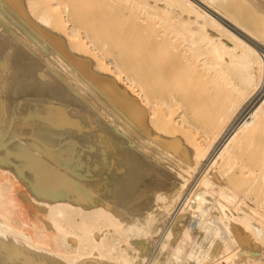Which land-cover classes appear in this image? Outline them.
I'll return each mask as SVG.
<instances>
[{
  "label": "bare ground",
  "instance_id": "1",
  "mask_svg": "<svg viewBox=\"0 0 264 264\" xmlns=\"http://www.w3.org/2000/svg\"><path fill=\"white\" fill-rule=\"evenodd\" d=\"M105 1L0 0V264H264V0Z\"/></svg>",
  "mask_w": 264,
  "mask_h": 264
},
{
  "label": "rangeland",
  "instance_id": "2",
  "mask_svg": "<svg viewBox=\"0 0 264 264\" xmlns=\"http://www.w3.org/2000/svg\"><path fill=\"white\" fill-rule=\"evenodd\" d=\"M52 1H56V0H52ZM92 1V0H91ZM96 1H97V4H95V7H97L96 8V10H95V12H98L97 11V9L99 8V13H103L104 11H105V14L106 15H108L109 14V12L112 10V8H114V7H116V5H114V4H116V2L115 3H113L112 2V7L110 8V5H109V3H108V8L107 9H109L108 10V12H107V9H106V7H107V5H106V1L105 0H102V1H100V3H99V0H95V3H96ZM105 1V2H104ZM93 3H94V0H93ZM102 3V4H101ZM99 4V5H98ZM99 7H98V6ZM102 5H103V7H102ZM101 6V7H100ZM106 6V7H105ZM114 6V7H113ZM118 6V5H117ZM117 8H119V7H117ZM1 9L2 8H0V11H1ZM103 9V10H102ZM102 10V11H101ZM116 9H114V11H115ZM113 11V10H112ZM112 11L110 12L111 14H112ZM118 11H120V10H117V12ZM94 12V11H93ZM108 13V14H107ZM260 15V17H261V19L263 20V22H264V13L263 12H261V13H259ZM9 16V17H8ZM8 16H7V19H8V29H10L13 33H16V34H20L23 38H27V39H30V40H33V39H35V41H37V43L39 44V48L37 49L40 53H42L46 58H48V59H52V54L55 56V57H57L58 59H59V61H61L62 63H63V65L66 67V68H68V69H70V71H72L73 73H75L77 76L79 75V73H80V78H84L82 81H84L85 79H86V82L85 83H87V81H88V83H87V85H89L90 84V87H92V86H96V87H94V88H92L94 91L96 90L99 94H101V95H104L106 98H109V99H112L113 101H115V100H117L118 101V97H117V95L116 96H114L115 94L111 91V90H109V88L107 87H105V82H104V80L100 77V76H97V75H95L94 73H93V71L95 70L94 68V70L92 69V64H93V61H94V59H90V58H94L95 56H96V58H97V60L99 61V64L101 63V65L102 64H104V69H106V68H108V70H115L114 68H113V66L109 63V61L108 60H106V57L105 56H102L103 54H101V53H98V51L96 52H94L93 50H92V45L89 43V41H88V39L86 38V36L85 35H83V31H82V28H78L79 30H77V34L79 33H81L80 34V36H78V35H76L77 37H79V38H81V41H83V42H81L80 40V42L83 44V43H85V47L88 49V53L91 55L93 52V56H91V57H89L88 56V58H89V62H85V63H88L87 65H83V64H81L74 56H73V54L69 51V49L67 48L66 49V47L68 46V44L66 45V40H62V39H66V38H64L65 36H62L61 34H59V35H57L56 33H54L51 29H45V30H47V31H45V30H43L42 28H41V30H39V35L37 34V36L35 37V34H33L32 33V30H31V28L29 27V26H25V24L21 21V20H18L17 19V21H19L18 22V24H17V21H16V18L14 19V18H12V16H11V14L10 13H8ZM6 17V16H5ZM16 21V22H15ZM11 22H13L14 23V25L11 23ZM21 23V24H20ZM68 24V25H67ZM142 24H144V26L146 25V23H144V22H142V21H140V26H142ZM10 25V26H9ZM67 26V27H66ZM147 26V25H146ZM65 27H66V32L68 31V32H70V27H71V24H69V23H66V25H65ZM30 28V29H29ZM142 28V27H141ZM150 28V27H149ZM263 29H264V27H263ZM20 30H21V32H20ZM150 30V29H149ZM25 34H27V35H23L24 33ZM68 32H67V34H68ZM147 32V31H146ZM48 33H50V34H48ZM146 34V33H145ZM254 34V33H253ZM19 35V36H20ZM30 35V36H29ZM54 35V36H53ZM57 35V36H56ZM27 36V37H26ZM55 37V38H53V37ZM60 36H62V37H60ZM75 36V38L77 39V37ZM84 36V37H83ZM58 37H60L61 39H59ZM254 37L258 40V41H260L261 43H264V35H258V34H254ZM76 39H73V41L75 40L76 41ZM60 40H62L61 42H60ZM87 40V41H86ZM87 42H88V44H87ZM64 43V46H66V47H63V44ZM89 44H90V46H89ZM91 47V48H90ZM60 51H61V53H60ZM90 51V52H89ZM87 53V55H89ZM96 53V55H94ZM99 54V55H98ZM101 54V55H100ZM48 55V56H47ZM64 55V56H63ZM87 55L85 56H80L81 58V60H82V62H84V61H87ZM64 58H63V57ZM98 56V57H97ZM101 56H102V58L103 57H105V58H101ZM66 57V58H65ZM87 58V59H86ZM68 59V60H67ZM90 60H91V62H90ZM71 61V62H70ZM76 63V64H75ZM75 66H74V65ZM77 65H79V66H77ZM77 66V67H76ZM81 66V67H80ZM103 66V65H102ZM106 66V67H105ZM78 67H79V69H78ZM84 70H86V71H84ZM92 72H91V71ZM107 70V69H106ZM80 71V72H79ZM84 71V72H83ZM61 75H63L62 73H61ZM81 75H84V76H82L81 77ZM78 76V77H79ZM86 77V78H85ZM90 77H92V78H90ZM97 80V81H96ZM89 81H91V83H89ZM101 81V82H100ZM93 82H95V85H94V83ZM92 83H93V85H92ZM100 83L101 85L102 84H105L104 85V87L105 88H103L100 84L98 85V84ZM70 84V83H69ZM97 84V85H96ZM92 85V86H91ZM70 86H73L72 84H70ZM100 87V89L101 90H99V87ZM107 86V85H106ZM97 87H98V90H97ZM102 87V88H101ZM96 88V89H95ZM102 89H105V90H108L109 91V95H110V97H107V96H109V95H107L108 93V91L106 92V91H102ZM92 90V91H93ZM93 91V92H94ZM103 94H102V93ZM95 93V92H94ZM98 93H97V95H98ZM106 95H105V94ZM113 93V94H112ZM113 97V98H112ZM114 97L116 98V99H114ZM87 101H90V100H87ZM125 111H126V109H125ZM260 249H261V251H260ZM258 250L262 253V251L264 252V247H259L258 248ZM259 251H257L256 250V252H255V250L253 251L252 250V253H254V254H261V253H259ZM263 255H264V253H263Z\"/></svg>",
  "mask_w": 264,
  "mask_h": 264
}]
</instances>
